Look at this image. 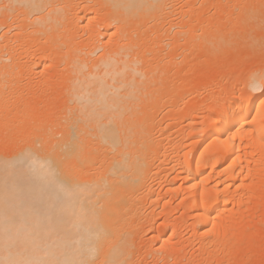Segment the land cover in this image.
Listing matches in <instances>:
<instances>
[{
    "label": "bare ground",
    "instance_id": "obj_1",
    "mask_svg": "<svg viewBox=\"0 0 264 264\" xmlns=\"http://www.w3.org/2000/svg\"><path fill=\"white\" fill-rule=\"evenodd\" d=\"M234 1L0 0V29L6 25L0 31V140L5 141L0 149V264H135V229L152 216L150 207L162 195L152 190V183L166 158L180 151L183 158L177 159L175 175L187 186L182 199L190 205L185 208L215 238L222 225L216 218L239 201L234 193L237 180L248 176L250 168L264 167V90L259 92L264 69L248 71L243 90L223 102L214 100L190 112L189 118L209 112L205 128L180 137L163 132L184 119L173 116L179 112L176 96L185 87L181 90L174 82L177 68L171 66L178 64L175 56L180 54L174 55V49L180 40L185 39L183 47L189 51L198 36L195 21L196 27L186 22L199 14L191 9L206 2L236 6ZM250 2L242 0V20L236 21L242 25V37L257 32L254 26L259 24L249 14ZM199 27L205 39L221 42V33L216 36L209 28L205 31L206 25ZM223 34L228 39L229 31ZM200 44L203 48L204 42ZM36 53L39 61L32 60ZM38 67L42 69L35 73L48 67L57 71L51 81L58 82L55 97L61 99L56 116L55 106L47 107L50 120L39 111L45 119L41 124L34 119L41 107L26 103L19 89L27 88L17 84L20 76ZM192 79L187 80L190 85L184 83L191 86ZM258 116L263 120L253 119ZM184 140L189 146L182 151ZM216 174L223 178L222 185L205 184ZM167 184V193L174 194L177 187ZM227 222L221 223L234 224ZM154 239L161 245L168 242L162 233Z\"/></svg>",
    "mask_w": 264,
    "mask_h": 264
},
{
    "label": "rangeland",
    "instance_id": "obj_2",
    "mask_svg": "<svg viewBox=\"0 0 264 264\" xmlns=\"http://www.w3.org/2000/svg\"><path fill=\"white\" fill-rule=\"evenodd\" d=\"M229 1H231V0H229ZM250 1L251 0H249V2ZM257 1L255 0V3H254L255 6L253 5L254 0L252 2H250V5H251V3H252V5L250 6L251 8L249 7L250 9L248 8L249 14H251V15L254 14V15H252V16H254V19L255 20L257 19L259 21V24L257 23L258 25L256 24L257 21L254 22L256 24L254 27L257 29V32H255V30H254L253 31L254 33H252L250 36H247V37H242V27L239 28L242 25L241 24L237 25V23L238 24L241 23L239 21L242 20V15L240 16V14H242L241 10L244 8V7H242L243 6L242 0H237V1L235 0L234 3L236 4V6L234 4L232 6V3L230 5V2H229V4H226L225 3L226 1L224 2L226 5L224 4V5L216 6V7L212 4H211L212 5L211 6L209 2H208L209 4L207 2L204 3V7L201 6L203 4L197 5L198 4L197 3L196 7L194 6L196 9H191V11H193V13H195L196 15L198 13L199 14L202 13L201 17L199 18V14L197 16H195L191 12V14H189L190 17H191V15H193L192 18L194 16L196 18L195 17H194V19L187 18L188 21L186 20V17H185V15L187 17L189 16L187 14L188 11L185 12L186 14L183 16V19L182 18L181 19L186 20V22L190 23L194 27H196L194 24V21L197 24V32L198 33H196V34L198 36L197 37L195 36V39H192V44L195 43L193 45H194V47L195 46L196 47L195 48L193 47L191 50H189L190 52L187 50L188 51L187 52L184 49L187 45V42H184L185 39H183V41L180 40L181 44H180V46L178 45V47H176L177 49H174V51L176 52V53H174V55L177 54L179 56V54H180L179 57H182L184 59H181V58L179 59V57L175 56V60L176 61L178 60V64L175 63L171 67L173 68L175 66L173 69H175V68H177V69L174 70L175 72L172 71L173 70L172 68H171L172 70L170 69L173 73H176L175 77H173V75H172V77L176 79V81L174 79V82L175 83L177 82L178 84L180 83V85L183 86L181 88V90H183V88L185 87V90L180 91L182 93H179L177 95L178 97L176 96V99L178 98L175 101L176 104H178V105H176V109L178 108L179 112L176 111V113H174L173 116L179 117V115H180L181 117H184V119L182 120V123L179 126L173 127V125H172V127L170 126L168 128V130L166 129L163 132V136L173 134V135H179V137H180V134H181V136H183L184 134H187L188 132L190 133V131H193V130L196 131V130H201L202 128H205V126L203 124H205L206 118L208 117V113H209L208 111L207 112L206 111L197 112L196 113L197 115L193 116L194 118L193 117L189 118L188 115H190L195 109H198L196 107H200V105H207V104L209 105L210 103H213L214 100L215 101L217 100L219 102H223L228 97L232 96L234 93H237L238 90L241 91V88L244 86L243 84L246 82L248 71L257 70V69L258 70L264 69V0H259L261 2V3L259 2L260 5L256 4V3H258ZM227 3H228V1H227ZM237 3H239V5ZM248 4L249 3H247V5ZM197 6H200V7L197 9ZM253 6L256 9H254ZM257 6H258V9H257ZM184 7H186V6L181 7V9L187 10V7L186 8H184ZM232 8H233V10H232ZM251 9H252V13H251ZM200 10H202V11H200ZM254 10H255V12H253ZM182 11H184V10H182ZM188 13H190V12H188ZM255 14H257L256 18H255ZM203 15H205V16H203ZM228 15H230V16H228ZM233 15H234V18L232 17ZM224 16L228 17L229 19L233 18L234 20L233 19L232 20L234 21L235 25L233 24V22H231L232 21L231 19L230 20L225 19ZM260 17L263 19H261ZM197 18L200 20H198ZM238 18L241 20H239ZM189 19H190V21H189ZM201 20H203V21L201 22ZM226 20L229 22H227ZM236 21H238V22L236 23ZM216 22H218V23H216ZM183 23L185 24L184 21H183ZM199 23H200V25H199ZM205 23H207V24H205ZM186 25H187V23L184 25L185 26L184 28L188 27ZM205 25H206V27H205L206 29L204 28L205 31L208 30V28H209V30L207 32H211L213 30V34L215 32L216 36L220 35V33H221V39H220L221 42L219 40L215 39L216 37L211 38V36H210V39H207V37H206V39L210 42V40H212L214 38L213 39L214 41L212 40V44H211V42L209 43L208 41H203V39H205V38L203 35H202L203 36V38H202V36L200 34L201 28L199 26L204 27ZM210 25H212V27L215 29L210 27ZM216 26H217V28H216ZM5 28H6V25L3 26L1 29L3 30ZM1 29H0V31H1ZM227 31H229V34H228L229 37H228V39H224V38H227L226 37L227 35L223 34V32L227 33ZM233 31H235L234 34L232 33ZM260 31L262 32V35L258 36ZM237 32L239 33L238 35H240L241 37L237 36V34H236ZM256 33H258V34H256ZM222 35L224 38L222 37ZM235 35H236V37H235ZM13 38H15V37L13 36ZM13 38L11 37V40H10L11 43H14L13 40H15V39H13ZM200 38H201V40H200ZM219 38H220V36H219ZM39 40L41 41L43 39H39ZM194 41H196L197 43ZM216 41L220 42V43L217 42V45H216L217 47L214 45L216 43ZM200 42L201 43L204 42V44H202L203 48H200V46H198V45H201ZM184 43H186L185 47H183ZM209 44H211V45H209ZM42 45H45V44H42ZM208 45H209V47L210 46L212 47V49L210 48V51H207ZM13 46H15V47H13ZM38 46H39V44H38ZM38 46H35V48L36 47L38 48ZM213 46H214V49H213ZM12 47L16 48V49L18 48L16 45H12ZM206 47H207V50H206ZM204 49L206 51H204ZM14 52H16V51H14ZM183 53H184V55H183ZM15 54L17 55V52ZM39 54H37V53L34 54L33 55L34 57L32 60H38L39 61L40 60L39 59L40 56H38ZM191 58H192V60H191ZM189 59L192 62H190ZM187 61H188V63H187ZM35 62H37V61H34V63ZM173 63H174V61H173ZM192 64L194 65V67L192 68L193 70H191V68H190L192 66ZM188 65H190L189 66L190 78H188V76H189ZM40 68L39 67L37 69L34 68L35 69L34 71L31 70V72L30 71L27 72L28 74L27 73H25L26 75L23 74L25 77L20 76L18 78L19 82L17 81L18 82L17 84H19V88L24 87V86H25V88H27L26 90L24 88H23L24 90L18 88L20 91H22V94L24 91L23 99L25 98V100L27 101L26 103L30 102V104H32V103L35 104L34 106H36V105H37V107L39 106L38 108L41 107V109H38V111H37L38 114L37 113H35L36 115L34 114V117H35L34 119H36V121L35 120L34 121H35V123H38V124L43 123L41 120L45 121V119L48 120V118L50 120V117L56 116L54 113V112L58 111V109H56V106L59 104V102L61 103V101H60L61 99H58L55 97V95L58 93V90H59V85L57 84L58 82L56 80L51 81V79L54 78V76H56L57 71L54 70L53 71L54 74L52 76V73H53L52 70L53 69L48 67L46 69L44 68L43 72H42V70H40L41 72L39 71V73H37V72L35 73V71L39 70ZM177 71H178V75H177ZM171 73H170V75H171ZM176 75H177V77H176ZM191 75H192L193 79H192ZM190 79H192L191 80L192 83H191V86H188V84L186 85L185 83H187ZM55 81L57 83H55ZM52 82H53V84H52ZM17 84H16L15 88L18 87ZM56 84L58 87L56 86ZM48 85H49V87H48ZM189 85H190V83H189ZM56 87H57V89H56ZM55 89L57 91H55ZM242 90H243V88H242ZM263 90H264V88L261 87L259 89V92L263 93ZM20 91H18V92H20ZM44 94H46V95H44ZM41 95H43L42 98H41ZM47 95H48V97H47ZM217 96H219V97H217ZM262 98H264V97L262 96ZM55 99H57V101ZM37 102H38V104H37ZM51 105H52V107L55 106V108H52ZM177 106H179V107H177ZM44 107H46V108H44ZM47 107H49L48 110L55 109V111L53 110V112H52L53 116L49 114L50 117H48V118H46V116L48 115L46 113H49L50 111L46 112V111H48ZM50 107L52 109H50ZM59 107L60 106L58 105L57 108H59ZM39 111L40 112L44 111L43 113L45 114V119H43L44 118L43 113H40ZM37 115L39 118L37 117ZM253 119H255L257 121H262L263 117L258 116V117L253 118ZM253 119L251 118L252 121H253ZM37 120L40 122H38ZM46 122H44V123H46ZM20 125H21V123H20ZM20 125H19V127H20ZM202 125H203V127H202ZM249 126L250 125L248 123L246 127L248 128ZM17 127L18 126L15 125L13 129H15ZM9 131L12 132L11 128ZM176 132H178V133H176ZM179 132H181V133H179ZM1 136H2V134H1ZM185 143L187 144V140L183 141V143H182L183 145L181 144L182 147L180 146L182 148V151H185L188 149L189 145H186ZM3 144L5 146V141L0 140V149L2 148V150L4 149V146H2ZM181 148H180V150H181ZM214 148H215V146L212 145L209 147V150L212 151ZM180 153H181V151L177 153L178 155L176 153L174 155L172 154V157L170 154V157L166 158L167 160L164 162L165 164H164L163 171L160 173V175H158V177H156L154 179V181L152 183V190L154 192L156 191V193L160 192L162 195L160 194L161 195V198L159 200L160 202L158 201L156 203V205L153 204L151 207L150 206L147 207V210H146L147 212L148 211L150 212V210L152 209L151 210L152 212L149 213L152 216L145 218V220L142 221L143 225L140 226V224H142V223H140L139 227L136 228L137 231L135 229V233L138 234V235H136V237L138 238V239H136L137 240L136 241V243H137L136 244V254L137 255H135L136 260L138 259V261L135 262V264L136 263L137 264H139V263L140 264H264V192H262L264 189V167H262L260 169H258V168L255 169V167L252 169L250 168L249 174L244 171V175L248 174V176H245L243 179L237 180L236 184H239V186L236 189L237 191L234 193L236 194V199L238 198L239 201L236 200L235 202L228 204V206H227L228 212L225 213L226 215L223 214L220 216V218L219 217L216 218V222L219 219V223L222 224L221 225L222 227L219 226L218 225L219 223L217 222L218 229L220 231L218 230L219 233L217 232L218 234L216 233L217 235L213 239V236H211V234L208 231L209 227L208 228L205 227L206 230L204 231L203 230L204 227H202L203 228L202 229L201 225H199L198 221L195 222L197 220V218L195 216L192 217V215H194L193 212L187 211L190 204L186 203L183 200L184 197H186V195L188 194L187 186L185 185L184 179L182 180L181 175L180 176L175 175V173L177 174V172H176L177 167L175 165L178 161L177 159H180V157L183 158L182 157L183 153H182V155ZM218 168L216 171H218L220 169V168L219 169ZM208 169H209V166L207 165L206 170H208ZM174 176H176L175 177L176 179H173ZM216 176L217 177H214V179L206 180L205 184L208 182L207 185L209 184L208 186H210L213 184H219V182H220L219 185H222V179L223 178H221V175L219 176L218 174H216ZM261 180H263L262 183H261ZM170 181L172 182L174 188H176V187L178 188V189L176 188V190L173 192L174 194H172V193L170 194L169 192L167 193V191H166V187L168 186L167 183H169ZM173 181H174V183H173ZM259 182H260V184H259ZM161 183H162V185H161ZM189 192H190V190H189ZM181 195H183V196H181ZM182 197H183V199H182ZM154 206H156V207L154 208ZM248 206H249V208H248ZM149 207L151 209H148ZM168 207L170 209H172V211L170 209H168ZM250 208H251V210H250ZM241 214L244 216H242ZM187 216H189V217H187ZM225 219H227V220H225ZM184 220H185V222H184ZM223 220L225 221L226 224H228V222H227L228 220H232V223H234V224H231L227 227V225L225 226V225H223L224 223H221V222H224ZM144 222H145V225H144ZM224 226L227 228H225ZM194 228H195V230H194ZM161 233H162V236L164 238H168V242L165 245L164 244L161 245V243L159 241H156L154 239V236H158V234H161ZM140 242H142V243L140 244ZM241 247L243 249H241ZM200 248H202V249H200ZM140 249H142V250H140Z\"/></svg>",
    "mask_w": 264,
    "mask_h": 264
},
{
    "label": "snow or ice",
    "instance_id": "obj_3",
    "mask_svg": "<svg viewBox=\"0 0 264 264\" xmlns=\"http://www.w3.org/2000/svg\"><path fill=\"white\" fill-rule=\"evenodd\" d=\"M262 103H264V101H262Z\"/></svg>",
    "mask_w": 264,
    "mask_h": 264
}]
</instances>
